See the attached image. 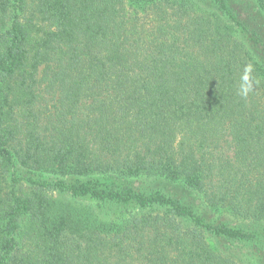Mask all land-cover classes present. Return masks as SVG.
Instances as JSON below:
<instances>
[{"label":"trees","instance_id":"1","mask_svg":"<svg viewBox=\"0 0 264 264\" xmlns=\"http://www.w3.org/2000/svg\"><path fill=\"white\" fill-rule=\"evenodd\" d=\"M0 264H264V0H0Z\"/></svg>","mask_w":264,"mask_h":264},{"label":"clouds","instance_id":"2","mask_svg":"<svg viewBox=\"0 0 264 264\" xmlns=\"http://www.w3.org/2000/svg\"><path fill=\"white\" fill-rule=\"evenodd\" d=\"M241 85H240V94L242 96H247L248 92L251 90V83L249 82V76L247 74V70L245 75L241 77Z\"/></svg>","mask_w":264,"mask_h":264},{"label":"rangeland","instance_id":"3","mask_svg":"<svg viewBox=\"0 0 264 264\" xmlns=\"http://www.w3.org/2000/svg\"><path fill=\"white\" fill-rule=\"evenodd\" d=\"M56 199H59L61 201H66L67 200V197L65 195H62V194H55L54 195Z\"/></svg>","mask_w":264,"mask_h":264}]
</instances>
